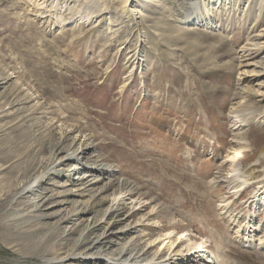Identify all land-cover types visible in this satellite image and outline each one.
<instances>
[{
	"label": "rangeland",
	"instance_id": "374dc122",
	"mask_svg": "<svg viewBox=\"0 0 264 264\" xmlns=\"http://www.w3.org/2000/svg\"><path fill=\"white\" fill-rule=\"evenodd\" d=\"M191 1L193 22L208 9L216 23H189ZM262 30L264 0H0V264H115L181 230L216 264H264V248L232 241L239 226L264 237V115L236 135L229 114L264 108L239 79ZM240 146L250 184L236 197L218 178ZM103 164L115 172L84 175Z\"/></svg>",
	"mask_w": 264,
	"mask_h": 264
},
{
	"label": "bare ground",
	"instance_id": "6f19581e",
	"mask_svg": "<svg viewBox=\"0 0 264 264\" xmlns=\"http://www.w3.org/2000/svg\"><path fill=\"white\" fill-rule=\"evenodd\" d=\"M27 6H29V5H27ZM35 6H37V5H35ZM189 6L190 7L187 9V12H186V17L188 18L187 21H189V23H191L193 25H194V23L199 24V25H208V24L210 25L211 24L212 26L214 25V23H216L215 13L209 11L208 9H206L205 13L202 11L205 15L204 16L205 19H202L203 17H201L200 20L197 19L198 21L193 22L192 17L194 16V13H196L195 9L198 8L199 3H195V2L191 1L189 3ZM42 7L43 6H41V8ZM29 8L33 9L31 6ZM34 9H35V7H34ZM192 9H194V12L192 11ZM107 10L108 9L103 7V6H97V8L94 9L92 13H91V11L89 12L90 13L89 17H90V19L93 17H97V18L101 17L103 14H105V12H107ZM38 12L39 11H37L36 13L38 14ZM133 12L134 11L130 12L129 9L123 10L125 17H127V15H129V14L132 15ZM39 15H40V13H39ZM59 19H58V21H56V23L61 24V25H63V23L65 24V21H64L65 18L64 19L59 18ZM84 23H85V21H84ZM259 35L264 37V30H262V33ZM243 47H244L243 49H244L245 53L243 55L244 61H243V65L241 66L242 71H241V77L239 79L241 81H245L249 78H252L254 81L256 80V82H257L256 86L258 87V89H255L254 91L256 92L257 96L260 97V101H264V91H262V89L264 88V64L260 63L261 60H264V55L260 57L261 58L260 61L256 62V60H254L255 57H257L258 55H260L264 51V42L263 43L256 42L254 44L247 43L246 46H243ZM241 83H243V82H241ZM241 83H239V84H241ZM126 84H127V82H126ZM229 114L233 120V122H232L233 123V126H232L233 132H235L236 135H239V134H241V131L243 129H245L253 119H258L260 116L264 115V108H263V106H261V107L257 106L255 101L249 102L248 100L243 99L240 101H236L232 104L230 111H229ZM243 149H244L243 146H240L239 148H236V149L234 148V152H233L234 154L231 155L232 157H231V159H229V162L232 163V167H231L230 171L229 172L227 171L228 173L226 172L227 173L226 175H221L219 178L217 177L219 179L218 181H222V183H223V181L228 183V185L232 189V193L236 192V194H237L236 197L240 196L241 193L243 191H245L249 187V184H250L247 174H245V172L240 170L242 167V161L241 160L244 159V157H245ZM84 150H85V148L81 147V148H79L78 151L70 154L67 158L68 159L74 158L76 154L82 153V152H84ZM114 172H115V170L113 169V167L111 165H109V166L104 165L101 167H91V168L86 165V167L84 168V173H85L84 175L86 176V174H88V175H90L89 177L90 178L92 177L93 179L98 178V177L101 178L103 173L108 174V173H114ZM84 175H80L79 177L76 176L75 180L83 179L85 177ZM96 182H97V180H96ZM29 187H31V186H29ZM29 187H28V189H29ZM259 187L262 189V187L260 185H259ZM24 189L26 190V188H24ZM124 189L125 188L122 187L121 193H124L126 191ZM25 192H27V191H25ZM121 193H120V195H122ZM128 193H129V194H127L128 197L132 196V194H131L132 192L128 191ZM262 193H264V192H262ZM123 195L125 196L126 194H123ZM252 197H251V199H252ZM142 199H144V198H142ZM118 204H119V200H116L111 205L110 211H114L117 208V206L119 207ZM222 205H224V204H222ZM225 209L226 208L224 207L222 209V211ZM224 216H226V215L224 214ZM248 216H249V214H248ZM165 218H166L164 221L165 223L164 222L163 223H164V226H166L167 228L174 226L176 229H178V228L185 229V227H184L185 224L183 223V221L181 222V220L178 219V217L176 218L175 216H173L171 211H167L165 213ZM132 228L129 227L126 229L129 232H134L135 229H132ZM242 229H243V227H241V226H239L236 229L238 232H235V236L232 238V241H234L236 243H240V244H246V246H249V247H256V248L262 247V248H264V237H261V238L258 237V238H260L259 243L256 244V240H257L256 235H258L257 233L260 231V229L258 227L254 226V225H249V226H247L246 229H243V230ZM182 231L183 230H181V232ZM184 231H187V230H184ZM184 231L182 233L181 232L177 233L179 235V237L178 236L176 237V236L172 235V233H171V234H162V235H160V236H158L155 239L150 240V241L146 240L147 242L144 241L145 240L144 237H143L144 240L139 239L137 241H133L128 246H126L123 249H120L118 251L119 254L117 255V257L115 256L113 258V262L115 264H176V263L204 264V263H202L203 262L202 261V259H203L202 251H208L209 250V249L205 248L207 245L203 241L198 242V241L192 240L190 237H188V235H189V234H187L188 232L186 233ZM100 244H101L100 239L94 240L93 245H92V250L94 249V252H95L98 249V246ZM209 253H210V255L208 256L207 259H204V261L208 262L210 264H216L212 261L215 257L213 254V251L212 252L210 251ZM100 255H101V253L96 251L95 254L92 255V257L94 259H96V258L99 259L101 257ZM208 263H206V264H208ZM217 264H221V263H217Z\"/></svg>",
	"mask_w": 264,
	"mask_h": 264
}]
</instances>
